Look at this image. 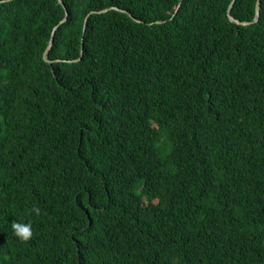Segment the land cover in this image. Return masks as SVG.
I'll list each match as a JSON object with an SVG mask.
<instances>
[{"label":"trees","instance_id":"16d2710c","mask_svg":"<svg viewBox=\"0 0 264 264\" xmlns=\"http://www.w3.org/2000/svg\"><path fill=\"white\" fill-rule=\"evenodd\" d=\"M179 2L0 0V264H264V0Z\"/></svg>","mask_w":264,"mask_h":264},{"label":"water","instance_id":"95a60500","mask_svg":"<svg viewBox=\"0 0 264 264\" xmlns=\"http://www.w3.org/2000/svg\"><path fill=\"white\" fill-rule=\"evenodd\" d=\"M234 1H235V0H231V3H230V5H229V7H228V9H227V17H228V19H229L230 22H232V23H234V24H236V25H243V26H245V25H249V24H251V23H254V22H256V21L259 19V15H260V0H257L256 3H255V16H254L253 21H251V22H241V21H239V20L234 19V18L231 16L230 11H231V8H232V6H233V4H234ZM58 2H59L60 4H62V0H58ZM181 2H182V0H180V2H179V4H178L177 8L180 6ZM109 10H117V11H120V12H126V11H124V10H121V9H118V8H115V7H111V8H109V9H105V10H103V11H91V12H89L88 14H86V16H85V18H84V21H83L82 37H83V35H84V33H85V30H86V27H87V22H88V18H89V16H90L91 14H96V13L106 12V11H109ZM128 15L133 19V17H132L130 14H128ZM133 20H135V19H133ZM64 21H65V18H64L62 21H60L59 24H57V25L53 28V30H52V32H51V35H50L49 43H48L46 49H45L44 52H43V57H42V58H43L44 62H46L47 64H50V65L52 64V61H50V60L48 59V53H49V50L51 49V46H52V43H53V40H54V34H55L57 28H58V27H59ZM135 21H136V22H139L138 20H135ZM82 47H83V38H81L80 57H81L82 54H83ZM77 60H79V59H77ZM77 60H75V61H77Z\"/></svg>","mask_w":264,"mask_h":264},{"label":"clouds","instance_id":"9594fccd","mask_svg":"<svg viewBox=\"0 0 264 264\" xmlns=\"http://www.w3.org/2000/svg\"><path fill=\"white\" fill-rule=\"evenodd\" d=\"M32 213L38 214L39 208L33 206ZM13 235L20 241H27L32 236L31 224L30 223H12Z\"/></svg>","mask_w":264,"mask_h":264}]
</instances>
